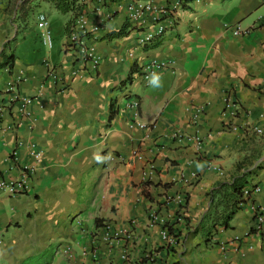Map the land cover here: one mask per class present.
<instances>
[{
  "label": "crops",
  "instance_id": "0c3cea01",
  "mask_svg": "<svg viewBox=\"0 0 264 264\" xmlns=\"http://www.w3.org/2000/svg\"><path fill=\"white\" fill-rule=\"evenodd\" d=\"M20 3L0 0V102L19 96L0 118V178H18L26 163L35 170L26 192L0 193V264H134L149 247L165 264H264V224L257 230L254 216L257 209L264 218V0H187L147 46L137 38L152 27L128 19L126 0H85L81 14L99 26L90 41L102 61L65 86L46 71L48 63L59 74L80 65L65 48L71 14H64L58 46L48 50L36 17L43 6L59 11L33 0L21 20ZM236 25L249 32L234 34ZM151 59L172 61L159 87L139 77ZM19 75L17 92L9 91ZM22 97L32 100L24 113ZM134 99L145 128L134 124L127 105ZM231 100L234 117L226 110ZM176 131L198 135L199 149L194 140L175 139ZM31 145L41 151L38 162ZM237 175H245V188L260 190L206 241L209 192ZM177 197L183 221L166 248L162 224L148 218L155 211L172 221ZM105 222L131 231L134 245L109 249L101 238ZM122 248L131 251L127 263Z\"/></svg>",
  "mask_w": 264,
  "mask_h": 264
},
{
  "label": "built area",
  "instance_id": "2783aa9c",
  "mask_svg": "<svg viewBox=\"0 0 264 264\" xmlns=\"http://www.w3.org/2000/svg\"><path fill=\"white\" fill-rule=\"evenodd\" d=\"M85 0H80L79 2L83 3ZM187 0H176L173 5H160L153 2H143L140 0H126V13L130 21L140 25H150L152 28H148L146 31H143L137 38V44L140 46H147L153 43L155 40L162 37L165 30L167 29L168 23L174 22L173 13L176 10L182 9L185 7ZM35 26L39 33V39L42 45L50 50L52 49L53 37L49 29L47 17L44 13H39L36 17ZM99 26L88 24L83 18L82 14H79L68 26L67 41L65 42L66 50L71 51L74 56V60L79 62L80 65L77 67H72L66 74H59L57 72L56 66L51 63L47 64L46 77L50 78L54 82H58L61 85L65 86L68 81H71L75 76L80 74L81 71L91 70L96 71L98 66L102 61V56L97 52L93 43H91L92 37L98 31ZM249 32V28H242L239 25L234 27V34L236 35H245ZM172 61L170 60H160V59H151L148 62L144 63L140 67V79L143 85H148L150 82L151 76L155 73L158 76L163 73L166 69L170 68ZM22 80V75L17 76L15 79L8 82V90L17 92V84ZM262 87L264 88V82ZM19 96L16 94L7 102H0V118L3 116L4 112L10 108L11 101L18 100ZM22 108L21 112L24 113L28 104L31 103L30 97H22ZM127 105L132 108L133 115L136 118L134 124L140 128H145L146 125L137 120L138 117V108L139 101L134 99L127 101ZM226 110L230 113L231 116H235L238 113V108L236 103L231 100L226 103ZM231 128L234 130L237 129V126L231 125ZM257 133H262V129L257 127L255 128ZM173 137L175 139L183 140H194L196 148L199 149L201 141L198 135L190 136L183 134L181 132H174ZM30 152L34 157L35 162H38L41 156V151L36 150L34 145H31ZM14 153V152H13ZM35 165L23 164L21 165L20 175L18 178L7 180L5 178H0V193L4 192L8 195H19L26 192L30 185L31 176L34 173ZM198 174L196 172L190 173L191 180L197 179ZM251 190V191H250ZM259 187H254L253 189L245 188L243 191L244 196H248L250 192L259 191ZM178 214L174 216V220H182L183 216V200L181 197H177ZM254 216L256 218V229L261 230L264 224V218L262 214L254 209ZM149 223H161L165 224L166 220L162 219L155 211H151L149 214ZM133 221H130V224ZM101 238L103 242L108 245V248L112 250L115 245L119 242L125 244L134 245V235L131 231H120L113 228L108 222L103 223ZM123 234V236H122ZM161 240L163 242V247L169 248L174 246L176 243V238L170 235L166 229L161 226L160 230ZM67 253V252H66ZM93 253V252H92ZM120 259L123 263H127L131 259V251L128 248H122L120 250ZM159 258L157 250L154 248L144 249L140 258L134 264H165L163 260Z\"/></svg>",
  "mask_w": 264,
  "mask_h": 264
},
{
  "label": "trees",
  "instance_id": "16d2710c",
  "mask_svg": "<svg viewBox=\"0 0 264 264\" xmlns=\"http://www.w3.org/2000/svg\"><path fill=\"white\" fill-rule=\"evenodd\" d=\"M33 0H21L19 5L20 8V19L24 20L30 10L31 2ZM54 6V8L60 13L71 14V19H74L81 14L82 3L80 0H44ZM70 19V20H71ZM71 20V22H72ZM69 21V23L71 24ZM66 28H68V26ZM122 34V31L116 35ZM130 77V76H129ZM247 186V180L245 175L231 176L229 180L220 182L218 185L213 187L210 192V209L204 216V223L202 225L204 231V237L206 241H211L218 228H228L229 222L240 208L242 204L248 199L244 196L243 191ZM254 187V186H253ZM253 187H251L253 189ZM251 191V190H250ZM180 206H183L180 205ZM179 211H176L173 216H176ZM182 220H166L165 224L162 225L167 232L174 236L176 239L179 234L178 224ZM208 221V222H207Z\"/></svg>",
  "mask_w": 264,
  "mask_h": 264
},
{
  "label": "rangeland",
  "instance_id": "374dc122",
  "mask_svg": "<svg viewBox=\"0 0 264 264\" xmlns=\"http://www.w3.org/2000/svg\"><path fill=\"white\" fill-rule=\"evenodd\" d=\"M40 10L43 11L47 17L49 29L53 37V43H54V46L56 47L58 46L60 40L62 39V36H64V28L68 20V17L64 15L63 13L56 12L55 10H53L52 8L48 6H43L42 9ZM32 36L34 35L32 34L31 37Z\"/></svg>",
  "mask_w": 264,
  "mask_h": 264
},
{
  "label": "clouds",
  "instance_id": "9594fccd",
  "mask_svg": "<svg viewBox=\"0 0 264 264\" xmlns=\"http://www.w3.org/2000/svg\"><path fill=\"white\" fill-rule=\"evenodd\" d=\"M150 84L154 87H159L160 86V77L157 74H153L150 78Z\"/></svg>",
  "mask_w": 264,
  "mask_h": 264
}]
</instances>
